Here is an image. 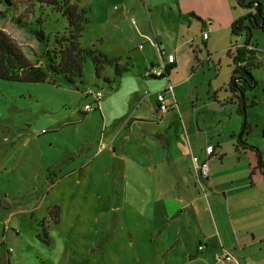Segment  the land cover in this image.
<instances>
[{
	"label": "crops",
	"instance_id": "0c3cea01",
	"mask_svg": "<svg viewBox=\"0 0 264 264\" xmlns=\"http://www.w3.org/2000/svg\"><path fill=\"white\" fill-rule=\"evenodd\" d=\"M231 1L176 0L177 23L166 25L171 36L154 25L153 39L145 31L148 27L144 10L137 9L145 19L139 24L130 21L137 36H127L123 41L124 53L117 50L119 42L111 50L102 49L108 56L118 57L121 64L125 58L130 69L112 85L90 77L94 92L85 90L92 97L90 101H77L79 114L76 112L75 118L62 116L54 127L56 136L45 140L57 152L45 167L54 174L51 178L72 177L77 183L87 181L91 185L104 179L118 186L117 202L138 204L135 209L139 217L151 219L152 234L168 242L161 249L165 258L161 262L168 264H220L216 254L224 251H232L240 264H264V173L258 167L260 159L254 151L240 147L238 153L234 147L242 127L235 107L230 117H220L229 122L219 138H211L205 114L223 109L220 92L228 77L233 78L229 71L222 82L221 72L216 71L222 58L219 63L214 61L218 55L225 53L239 62V50L247 47L255 50L254 66L264 64L253 36L248 44L246 40H233L238 20L231 14ZM262 2L260 28L264 31ZM207 5L213 13L211 8L205 9ZM147 10L153 13V6L147 5ZM155 43L165 51L164 55ZM132 46L141 52L131 53ZM162 65L167 77L152 73L153 68ZM104 75L113 80V67L106 66ZM236 81L237 78L233 86ZM78 82L69 87L80 91ZM167 82L173 90L168 97L169 109L163 113L157 95ZM97 91L102 92L99 98L94 95ZM232 94L234 98L241 95L234 91ZM244 97H248V90ZM237 101L242 105L238 97ZM89 104L93 105L92 111L85 110ZM86 121V135L73 128L70 137L62 136L64 129ZM48 131L42 129V133ZM32 141L35 139L28 136L22 145ZM210 146L213 150L208 153ZM216 154L220 160L214 158ZM205 161L210 174L200 178L196 162ZM36 176L45 179L42 170ZM245 204L251 209L243 215L240 207Z\"/></svg>",
	"mask_w": 264,
	"mask_h": 264
},
{
	"label": "rangeland",
	"instance_id": "374dc122",
	"mask_svg": "<svg viewBox=\"0 0 264 264\" xmlns=\"http://www.w3.org/2000/svg\"><path fill=\"white\" fill-rule=\"evenodd\" d=\"M213 1L217 3V0ZM259 1L263 5L262 0ZM71 2L76 3L80 10L84 9L88 19L79 38L81 46L100 50H111L115 42H119L121 46L117 50L124 53L123 41L127 36H137L130 21L135 20L139 24L141 19H145L138 15L137 9L145 12L148 27L145 31L152 39L154 25L171 36L166 25L177 23L179 18L176 0ZM231 2V14L236 20L258 12L251 0ZM147 5L153 6V13H148ZM26 8L27 5H23L8 12L0 3V29L17 41L28 58L43 64L39 42L34 35L19 27L11 16L23 14V19L32 25L41 16L45 20V31L51 35L62 30L65 24L57 20L47 7L39 11L36 5L33 12H26ZM210 8L207 5L205 9ZM262 22L252 27V41H257L258 54L264 62ZM246 38V29L233 34L234 41L245 42ZM146 46L154 51L150 43ZM140 52V49L131 47V53L136 55ZM219 57L222 58L221 64ZM214 61L219 63L216 71L221 72L222 82L227 79L229 71L232 76L233 70L239 66L225 53ZM125 62L124 58L122 63ZM83 72V81L78 82L80 91H73L69 85L59 87L48 82L0 79V264H168L170 262H161L165 259L161 249L168 242L152 234L151 219L139 217L140 213L135 209L138 204L117 202L118 186H112L104 179L93 185L87 181L77 183L72 177L57 180L55 176L52 179L54 174L45 168L57 153L56 147L45 141L56 136V123L62 116L75 118L79 114L77 101L85 104L92 98L85 93V90L94 92L90 77L95 78V71L90 58L84 63ZM251 72L255 83L247 89L246 120L244 113L239 112L243 105L232 94L231 86L237 77L231 80L229 76L220 92L223 109L215 108V111L209 110L205 114L209 119L211 138H219L229 122L221 121L220 117H230L231 108L235 107L234 112L242 123L235 142L238 143L243 135L244 124H248L244 137L248 144L258 148V158L260 156L264 162V64L252 67ZM236 82L242 84L241 80ZM228 95L232 97L226 98ZM234 99L235 102L232 101ZM87 123L64 129L62 136L70 137L73 128L86 135ZM43 128L49 131L42 133ZM28 136L35 141L22 145ZM214 156L220 160L217 154ZM41 170L43 180L36 176ZM249 209L251 206L245 204L240 207V212L245 215ZM164 237L167 238L165 234Z\"/></svg>",
	"mask_w": 264,
	"mask_h": 264
},
{
	"label": "trees",
	"instance_id": "16d2710c",
	"mask_svg": "<svg viewBox=\"0 0 264 264\" xmlns=\"http://www.w3.org/2000/svg\"><path fill=\"white\" fill-rule=\"evenodd\" d=\"M258 1V0H251ZM259 2V1H258ZM0 3L9 12L12 9H19L23 5H27V10L33 12L38 5V10H44V7L49 8L50 13L57 16V20L64 22L65 26L62 30L54 31L51 35L44 29V18L38 16L35 24L32 25L23 19V14L19 16H11V19L19 26L30 32L40 44L41 60L32 61L26 56L21 46L17 41L10 36L6 31L0 29V79L15 81V82H48L53 85H75L78 81H83L84 78V63L90 58L94 65L95 76L102 79L103 82L112 85L124 72L130 69L129 64H121L118 57H110L98 48L83 47L80 44L79 38L86 29L88 22L85 16V10L79 9L76 3L71 0H0ZM257 7V5L254 4ZM256 16L257 23L263 19V10L260 3ZM244 17L234 24L233 33L240 34ZM247 38H249L246 30ZM239 62L244 63L242 66H237L233 70V78L237 77L242 81V84L236 82V86H231L234 92L245 93L248 87L255 83V78L251 73L252 62L255 58V50H250L247 47L239 50ZM106 66H112L114 69L113 80L104 75ZM242 100V105L245 104V97L237 95ZM245 130L247 126L245 125ZM240 136L235 149L240 153V147L254 151L258 154L259 150L246 142ZM258 165L263 169L264 162L260 159ZM58 221V219H56Z\"/></svg>",
	"mask_w": 264,
	"mask_h": 264
},
{
	"label": "built area",
	"instance_id": "2783aa9c",
	"mask_svg": "<svg viewBox=\"0 0 264 264\" xmlns=\"http://www.w3.org/2000/svg\"><path fill=\"white\" fill-rule=\"evenodd\" d=\"M155 45L158 47L160 54L164 55L165 51L161 50V48L158 46L157 43ZM152 73L156 76H164L167 77V72L166 68L164 65L158 66L156 68L152 69ZM173 90V86L170 82H167L163 88L158 92L157 95V100H158V105L159 109L161 112H167L169 109V104H168V97L171 95ZM89 94H93V91H88ZM96 97H101L102 92L97 91L94 93ZM86 111H92L93 110V105L89 104L85 108ZM45 131V130H44ZM104 146V144H103ZM213 150V147H208V153H211ZM196 169H197V174L200 178L202 177H207L210 174V168H209V163L207 161L202 162V163H197L196 162ZM201 247V246H200ZM216 258L218 263L220 264H240L235 256V254L232 251H224L223 253H218L216 254Z\"/></svg>",
	"mask_w": 264,
	"mask_h": 264
},
{
	"label": "water",
	"instance_id": "95a60500",
	"mask_svg": "<svg viewBox=\"0 0 264 264\" xmlns=\"http://www.w3.org/2000/svg\"><path fill=\"white\" fill-rule=\"evenodd\" d=\"M251 4L252 5H254V4L257 5V10L260 8V2H258V1H252ZM248 18H250L251 20H253L254 23H256V16L255 15H249ZM245 20H247V18L244 17V21ZM262 21H263V19H262ZM246 27H247L246 30L248 31V34H249V38H248V41H249L251 39V37H252V28H251L250 25H248ZM248 41H247V44H248ZM247 44H246V46H247ZM238 65L242 66V65H244V63H242V65H241V63L238 62ZM235 85H236V82H235ZM240 96L243 98L244 97V93H241ZM243 113H244V117H245V120H246L247 115H246V109H245L244 105H243ZM244 127H245V124H244ZM259 158H261V157L259 156Z\"/></svg>",
	"mask_w": 264,
	"mask_h": 264
},
{
	"label": "flooded vegetation",
	"instance_id": "af4514ba",
	"mask_svg": "<svg viewBox=\"0 0 264 264\" xmlns=\"http://www.w3.org/2000/svg\"><path fill=\"white\" fill-rule=\"evenodd\" d=\"M256 14H257V13H256ZM256 14H255V15H256ZM254 24H255V25H258L259 23H257V21H256V23H254L253 20H251L250 18H247V20L243 21L242 26L245 27V29H247L246 26L250 25L251 28H252V27L254 26ZM237 63H238V62H237ZM258 167H260V166H258ZM262 170H263V169H262Z\"/></svg>",
	"mask_w": 264,
	"mask_h": 264
}]
</instances>
